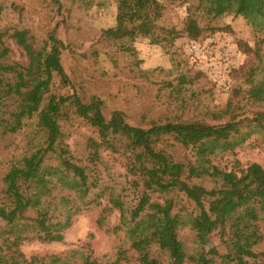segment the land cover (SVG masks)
<instances>
[{
  "label": "trees",
  "instance_id": "16d2710c",
  "mask_svg": "<svg viewBox=\"0 0 264 264\" xmlns=\"http://www.w3.org/2000/svg\"><path fill=\"white\" fill-rule=\"evenodd\" d=\"M52 1L62 7L60 0ZM164 10L163 0H118L116 25L101 32V45L133 53L123 44L125 38L141 36L169 47L183 36L197 41L207 31L230 29L217 25L227 10L264 35V0H193L181 27L162 25ZM6 38L22 50L25 62L12 60ZM243 45L254 56L245 72L248 93L264 101V37L254 48ZM66 48L55 30L44 40L26 28L0 31V72L15 73L12 92L19 97L12 124L0 125V141L25 128L30 131L26 149L8 160L2 173L0 264H104L105 256L95 257L91 243L62 255L31 257L20 247L34 240L62 242L71 216L101 206L105 197L111 207L102 208L98 227L117 209L113 232L123 233L137 264H264V251H257L264 246V165H243L238 159L222 163L224 154L234 153L254 130L264 129V114L237 121L230 101L225 111L229 119L222 124L166 120L132 125L123 111L107 115L99 97H80L61 64ZM62 85L72 92L60 94ZM71 112L97 135L88 138L82 153L65 142L61 121L70 119ZM117 165L121 171L115 170ZM61 190L73 194L72 206L63 207L67 199L58 197ZM239 227L251 232V243L223 255L208 248L213 235H228ZM186 230L193 247L185 242ZM128 259L121 246L108 264Z\"/></svg>",
  "mask_w": 264,
  "mask_h": 264
},
{
  "label": "rangeland",
  "instance_id": "374dc122",
  "mask_svg": "<svg viewBox=\"0 0 264 264\" xmlns=\"http://www.w3.org/2000/svg\"><path fill=\"white\" fill-rule=\"evenodd\" d=\"M60 2L62 7L52 0H0V31L12 33L16 28H26L39 40H44L50 31L55 30L57 37L67 46L62 50L61 64L78 94L84 100L99 97L107 115L120 110L130 124L141 126L166 120L205 121L215 125L228 121L225 111L230 101L237 121L264 114V101H256L248 93L251 86L245 72L254 56L244 52L243 45L254 48L264 35L256 32L234 10H227L217 21L219 27L228 26L229 30L213 34L207 31L197 41L183 36L171 47L152 44L150 39L141 36L125 38L122 42L134 49L131 53L112 51L99 41L103 30L116 25L118 0ZM163 3L165 10L161 24L181 27L193 0H163ZM5 40L12 49V60L25 62V55L15 42L9 38ZM192 43L201 45L203 50L192 52ZM262 47L264 55V45ZM261 76V73L256 75L255 80ZM15 84L13 71L0 72L1 126L11 125L12 114L18 109L19 97L12 92ZM58 90L66 96L72 92L63 85ZM71 114L70 119L61 121L65 142L82 153L88 138L97 135L86 122ZM243 130L250 129L245 127ZM29 136L30 131L25 128L0 141V202L3 189L1 178L8 166L7 161H13L26 149ZM178 153L181 155L179 150ZM234 159L243 165L252 162L264 165V129L254 130L234 153L224 154L222 163L227 164ZM118 165L115 170L121 171ZM60 196L67 199L63 201V207L73 205V194L70 197L61 190ZM56 202L60 206V200ZM185 204L189 207L188 203ZM105 207H111L108 197L102 199L101 206L72 215L62 242L26 241L20 249L27 257L62 255L91 243L94 256H105L103 263L108 264L116 259L117 251L123 246L128 250L129 259L122 264H137L136 253L129 250L123 233L113 232L119 223L117 209L113 208L108 214L102 228L98 227L97 220ZM184 238L188 246H194L193 236L187 230ZM251 241V232L239 227L228 235H213L208 248H215L223 255L237 252ZM257 251H264V246ZM261 262L264 263V258Z\"/></svg>",
  "mask_w": 264,
  "mask_h": 264
},
{
  "label": "built area",
  "instance_id": "2783aa9c",
  "mask_svg": "<svg viewBox=\"0 0 264 264\" xmlns=\"http://www.w3.org/2000/svg\"><path fill=\"white\" fill-rule=\"evenodd\" d=\"M201 49H202L201 45H198V44H195V43H192L191 46H190V50L192 52L201 51Z\"/></svg>",
  "mask_w": 264,
  "mask_h": 264
}]
</instances>
